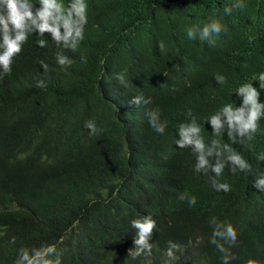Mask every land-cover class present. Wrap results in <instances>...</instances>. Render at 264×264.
Returning <instances> with one entry per match:
<instances>
[{"label":"clouds","instance_id":"clouds-1","mask_svg":"<svg viewBox=\"0 0 264 264\" xmlns=\"http://www.w3.org/2000/svg\"><path fill=\"white\" fill-rule=\"evenodd\" d=\"M244 7V0H235L223 11L231 15ZM87 24L88 0H0V78L12 73L14 57L22 52L29 36L42 37L36 42L41 48L51 41L59 49L75 52L84 40ZM222 31H227L226 26L212 19L202 27H188L185 34L189 39L198 35L204 41ZM56 62L66 66L72 60L58 51ZM118 78L102 79L100 100L105 118L122 128L121 151L128 166L116 168L112 181L103 186L99 201L88 199L85 203L84 199L82 206L74 196L81 189L82 168L94 165L91 163L100 157L101 143L75 131L62 132L61 136L75 140L66 143L43 129L33 128L20 131V142L11 150L3 134L12 131L18 120L0 115V163L11 157L12 184L28 176L40 187L45 177L51 176L58 191L69 193L58 199L64 235L79 248L114 251L112 258L119 255L113 263L217 264L220 259L214 262L211 251L215 245L224 253L221 264H230L231 254L248 248L252 235L264 227V153L258 155L261 161L251 166L232 147L237 143L251 147L264 120V101L260 100L264 73L258 76V87L253 83L239 85L231 102L205 118L204 126H210V142H206L201 124L190 110V119L178 125L176 134L167 133V121L160 120L159 109L147 110L155 91L147 87L136 91L122 84V76ZM215 79L220 84L226 81L219 74ZM38 86L42 87L43 82ZM143 120H147L146 128H139ZM85 127L96 132L94 121L89 120ZM225 135L231 144L223 142ZM130 147L138 155L132 154ZM202 203L223 211L224 216L213 215L206 224L185 223L181 213L188 209L201 217L206 211ZM102 206L108 219L101 212ZM160 227L167 232L164 242L158 244L155 236ZM7 233L11 232L2 234L0 223V247L8 242L10 235L1 239ZM64 240L61 236L54 243L20 248L17 254L14 252L15 257L19 256L16 264H52L46 257L55 253ZM55 264H60L58 258ZM241 264L264 263L246 258Z\"/></svg>","mask_w":264,"mask_h":264},{"label":"trees","instance_id":"trees-1","mask_svg":"<svg viewBox=\"0 0 264 264\" xmlns=\"http://www.w3.org/2000/svg\"><path fill=\"white\" fill-rule=\"evenodd\" d=\"M234 2L88 0L84 40L75 52L59 49L51 41L41 48L36 42L42 37L29 36L22 52L14 57L12 73L0 78V115L18 120L12 131L3 134L7 145L12 150L20 142L19 132L33 128L43 129L66 143L75 140L61 136L62 132L75 131L95 138L102 145L100 157L91 163L94 165L82 168L81 189L74 201L82 206L88 199L98 202L103 186L112 181L116 168L128 166L121 151L122 128L105 118L100 100L102 79L115 80L121 76L126 87L155 91L152 106L147 110L159 109L160 120L167 121V133L176 134L178 125L190 119V110L201 124L206 142H210V126L207 123L204 126L205 118L231 102L239 85L253 83L258 87V76L264 73V0H244V8L235 9L231 15L224 13L223 8ZM212 19H219L227 31L204 41L198 35L195 39L186 36L188 27H202ZM58 51L69 56L72 63L58 65ZM217 74L226 77L223 84L216 81ZM40 81L42 87L38 86ZM260 100L264 101V93ZM89 120L95 122V133L85 127ZM146 125L147 120H143L138 126L146 128ZM222 140L231 144L226 135ZM250 144L251 147L239 143L232 147L251 166H256L261 161L258 155L264 153V120ZM130 150L138 155L133 147ZM13 167L11 157L0 163V223L2 234L11 232L1 237L3 240L10 235L8 242L0 247V252L6 255H0V264H16L19 256L15 257L14 252L17 254L20 248L54 243L61 236L65 237L64 244L56 246L55 253L46 257L52 264L57 258L60 264H120L113 263L119 255L112 258L114 251L91 246L79 248L64 235L58 199L59 195L64 199L69 193L58 191L51 176L45 177L40 187L28 176L12 184ZM84 199H87L85 203ZM202 206L206 211L201 217L196 211L186 209L181 213L183 221L206 224L213 215L224 216L223 211L207 203ZM101 212L107 218L105 206ZM166 232L163 227L157 230L158 244L164 242ZM263 233L264 227L259 228L248 248L231 254L230 264H241L246 258L264 263ZM211 251L214 262L219 258L217 264H221L224 253L215 245Z\"/></svg>","mask_w":264,"mask_h":264},{"label":"bare ground","instance_id":"bare-ground-1","mask_svg":"<svg viewBox=\"0 0 264 264\" xmlns=\"http://www.w3.org/2000/svg\"><path fill=\"white\" fill-rule=\"evenodd\" d=\"M48 182V181H47Z\"/></svg>","mask_w":264,"mask_h":264}]
</instances>
